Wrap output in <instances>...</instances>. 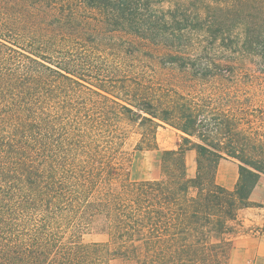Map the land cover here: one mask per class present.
I'll list each match as a JSON object with an SVG mask.
<instances>
[{
  "label": "trees",
  "instance_id": "obj_1",
  "mask_svg": "<svg viewBox=\"0 0 264 264\" xmlns=\"http://www.w3.org/2000/svg\"><path fill=\"white\" fill-rule=\"evenodd\" d=\"M257 61L264 0H0V264H230L240 211L264 208V131L229 93ZM162 125L178 147L133 181L131 132L159 149ZM95 223L107 241L83 240Z\"/></svg>",
  "mask_w": 264,
  "mask_h": 264
},
{
  "label": "rangeland",
  "instance_id": "obj_2",
  "mask_svg": "<svg viewBox=\"0 0 264 264\" xmlns=\"http://www.w3.org/2000/svg\"><path fill=\"white\" fill-rule=\"evenodd\" d=\"M209 49H212L211 51L216 56H218V54H220L221 52H224L218 47V45H212V47H210ZM154 57L155 58L151 59L150 61L154 63V71L156 72V74H158V78L163 79V82L166 80L170 81L172 85L176 86V88L187 92V89H182L183 86L181 85L187 80L185 74L181 70L171 68L170 66H165L166 64L165 62H163L161 57ZM262 67L263 66L260 65L259 61H257L256 64H249L248 68H246L247 73L243 78L244 82H246L245 84H248L249 86L243 84L241 87L242 90H240L239 92H237L235 88L232 87L231 89H229V93L231 95L240 96V102L243 103L244 106H246L245 111L247 113V116L250 118V122L254 125V127L264 131V72H262ZM148 71L151 74L155 73L151 72L150 70ZM248 104H252L251 107H248ZM139 138L140 136L136 132L132 131L125 146L126 149L131 154H133L132 162L130 165V177L133 181L158 179L161 177L160 152L161 150L176 149L178 147V143L180 142V132L169 125L160 126L157 130L156 136L159 149L153 150H135ZM186 160L188 175L190 177H194L197 166L195 152H187ZM262 193H264V177L262 178V181L258 186V191L254 195V197H252L253 202L259 203V199H262ZM252 208L257 209L258 207ZM243 210L239 213L240 218H253L256 217L255 215H257V212H260L258 211L260 209H254L255 213H253V210L246 211V213ZM262 214H264V210ZM239 223L240 221H238L235 225V229L237 231L235 237L239 232L242 231ZM83 240L85 242H105L108 240V236L107 234L102 233L100 231L99 224L95 223L92 228L83 235ZM111 264L121 263L119 261H113L111 262Z\"/></svg>",
  "mask_w": 264,
  "mask_h": 264
},
{
  "label": "crops",
  "instance_id": "obj_3",
  "mask_svg": "<svg viewBox=\"0 0 264 264\" xmlns=\"http://www.w3.org/2000/svg\"><path fill=\"white\" fill-rule=\"evenodd\" d=\"M238 177V164L233 160H221L217 172L218 183L224 188L231 190L236 185ZM258 186L254 190L252 197L258 191ZM259 203H264V193H262V199H259ZM254 209H260L258 210L260 212L255 215L256 217H239L237 219L240 221L239 226H241L242 231L234 238V249L231 254L230 264H264V231L262 230L264 208H247L243 211L246 213V211L253 210V213H255Z\"/></svg>",
  "mask_w": 264,
  "mask_h": 264
}]
</instances>
